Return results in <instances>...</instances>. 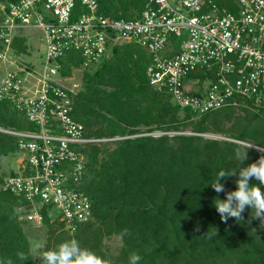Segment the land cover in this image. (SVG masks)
I'll return each instance as SVG.
<instances>
[{
  "label": "trees",
  "instance_id": "trees-1",
  "mask_svg": "<svg viewBox=\"0 0 264 264\" xmlns=\"http://www.w3.org/2000/svg\"><path fill=\"white\" fill-rule=\"evenodd\" d=\"M97 1L98 10L114 19L137 17L147 2ZM219 1L234 10L230 0ZM80 10L76 2L74 14ZM14 44L18 52L26 53L24 39H15ZM111 52L96 70L83 72L85 89L74 96L72 115L84 125L86 135L122 138L110 141H115L110 150L101 143L83 149L86 174L80 190L91 199L93 220L79 226L73 236L61 237V243L75 239L111 264H129L133 252L142 257L139 264H264V228L258 219H252V209L246 208L244 220L229 218L225 224L215 208L217 199H226L225 193L218 194L211 187L219 171L228 170L237 175L222 178L221 183L226 191L236 190L238 172L248 166L246 158L240 163L243 147L236 141L264 148V108H252L248 101L237 98V104L221 107L213 117L208 113L214 110L201 115L181 110L171 102L168 92L158 91L148 82L145 71L149 56L139 45H114ZM81 62L78 52H68L61 59L62 73L70 74L71 66L78 67ZM241 104L253 112L232 122L228 128L234 132L232 141L200 135L225 131L219 126L221 119H229L234 106ZM180 110L184 111L182 117ZM15 111L7 100H0V123L6 124L0 127L22 126ZM188 124H192L193 134L126 137L154 130L183 131ZM33 128L27 121L23 129ZM16 152V138L0 132V158ZM250 185L264 191L255 178ZM20 202L0 189V262L43 264L41 256L30 254L14 211ZM53 222L62 225L44 215V224L51 226ZM125 229L131 235H122ZM113 234L120 236L122 246L117 255L108 257L102 239ZM18 252L27 259H20Z\"/></svg>",
  "mask_w": 264,
  "mask_h": 264
},
{
  "label": "built area",
  "instance_id": "built-area-1",
  "mask_svg": "<svg viewBox=\"0 0 264 264\" xmlns=\"http://www.w3.org/2000/svg\"><path fill=\"white\" fill-rule=\"evenodd\" d=\"M76 2L82 10L75 15ZM230 2L234 10L219 0H147L137 17L114 19L97 0H0V100L34 125L0 127L16 138L17 168L2 176L0 189L22 200L18 220L40 225L46 215L70 233L93 220L91 199L80 190L83 149L116 138L86 135L73 117L83 89L74 72L96 70L114 45H139L149 56L148 82L181 110L201 115L237 98L264 108V0ZM31 28L42 33L37 65L14 44L24 39L27 53ZM70 51L82 62L63 74Z\"/></svg>",
  "mask_w": 264,
  "mask_h": 264
},
{
  "label": "rangeland",
  "instance_id": "rangeland-1",
  "mask_svg": "<svg viewBox=\"0 0 264 264\" xmlns=\"http://www.w3.org/2000/svg\"><path fill=\"white\" fill-rule=\"evenodd\" d=\"M28 37H26L31 50L28 51L27 53H25V55L23 56L24 59L29 60L31 62H34L36 65L37 64H41V61L43 59V56H41L38 60V54L42 52L43 50V40H42V33L40 30L35 29V28H31L26 30ZM135 44V43H134ZM33 46V48L31 47ZM42 55V53H41ZM112 52L109 49L108 51V55L107 58L111 57ZM29 64V63H28ZM30 65V64H29ZM32 67V66H31ZM83 72L82 70H75V75L76 77L80 78L83 76ZM83 81V85H82V91L85 89L84 88V79ZM221 111L220 109L211 111L208 113L209 117H213L217 114H219ZM251 111V108H249L246 105H235L233 110H232V114L230 116L229 119L227 118H222L220 121V127L224 128L225 131H223L222 133H213V132H205L201 135H203L204 137H208V138H216V139H222V140H229L232 141L231 137L234 132H231L228 130V128L231 126L232 122L235 121L237 118H244L245 116H247V114H249V112ZM253 112V111H251ZM15 113L22 119V126H16L14 127V129L17 130H21L23 128H25V126L27 125V120L22 117L21 114H19L17 111H15ZM179 117H182L184 115V111H179L178 112ZM198 119H194L192 121H197ZM0 125L2 126H6V124L0 123ZM12 127V126H10ZM97 126L92 127L93 129L96 128ZM177 133H186V134H193L194 132H192V124H188L185 126V129L183 131H176V130H171L169 132H163L161 130H154L152 132H142V133H138V134H132V135H128L126 137H135L138 135H153V136H159L162 134H167L169 136H172L174 134ZM107 137V136H104ZM115 137L116 139H120L121 136L119 135H115L112 136ZM234 141V140H233ZM238 144H240V146H242L243 148H241V155L244 156V153H246V162L248 165H250L251 163L256 162L261 156L263 152L259 151L258 149L260 148L262 151H264L263 147H260L258 145H256L254 142H237ZM251 145L252 147H250V149L252 150H256V151H251L249 149H246L245 147L249 148L248 146ZM115 146V141L114 142H106V143H101V147L110 150L111 148H113ZM261 152V153H260ZM19 157L18 153L14 154V153H9L5 156H1L0 158V175H5L8 174L10 172H12L13 170H15L17 168V161L16 159ZM20 226L22 228L23 233L25 234L28 242H29V251L30 254H32L33 256L36 257H40L42 255V253L44 251H46V249L51 248L52 246H54L56 243L57 244H61V237H66V236H73L74 233H70L69 231H67L62 225L60 226L58 223L53 222L51 226H48L46 224H40V225H33L32 223H26L24 221H20ZM94 226H97L96 224H94ZM40 245L39 248H37L36 246ZM122 246V240L120 238L119 235H110V236H105L102 239V247L105 251V253L107 254L108 257H112L118 254L120 248Z\"/></svg>",
  "mask_w": 264,
  "mask_h": 264
},
{
  "label": "clouds",
  "instance_id": "clouds-1",
  "mask_svg": "<svg viewBox=\"0 0 264 264\" xmlns=\"http://www.w3.org/2000/svg\"><path fill=\"white\" fill-rule=\"evenodd\" d=\"M248 147L252 146L249 145ZM258 150L264 152L260 148ZM237 158L239 159V154H237ZM245 158L246 153H244L240 163ZM234 175H237L236 171L221 170L217 175L216 181L211 184L216 193H225L226 196L224 200L217 199L215 204L221 221L225 224H227L229 218L242 221L244 220L242 214L246 208H250L252 213H254L252 219H258L260 226L264 228V191L259 186L250 185L252 178L259 181L260 185H264V155L247 167H241L238 172V179L235 181L236 190L226 191L221 179ZM214 234H216V231ZM122 235H131V233L128 229H125ZM36 247L39 248L40 245ZM17 256L22 260L27 259L23 252H18ZM41 259L43 264H111L110 260L97 255L92 250L82 248L75 239L61 243L54 250L44 251ZM141 259L142 257L138 253L133 252L129 256V264H139ZM7 264H11V261H7Z\"/></svg>",
  "mask_w": 264,
  "mask_h": 264
},
{
  "label": "crops",
  "instance_id": "crops-1",
  "mask_svg": "<svg viewBox=\"0 0 264 264\" xmlns=\"http://www.w3.org/2000/svg\"><path fill=\"white\" fill-rule=\"evenodd\" d=\"M32 48H33V46H31ZM28 48H29V51L31 50V48H30V45H29V43H28Z\"/></svg>",
  "mask_w": 264,
  "mask_h": 264
},
{
  "label": "water",
  "instance_id": "water-1",
  "mask_svg": "<svg viewBox=\"0 0 264 264\" xmlns=\"http://www.w3.org/2000/svg\"><path fill=\"white\" fill-rule=\"evenodd\" d=\"M201 135V134H200ZM235 141V140H234ZM236 142H240V141H236Z\"/></svg>",
  "mask_w": 264,
  "mask_h": 264
}]
</instances>
